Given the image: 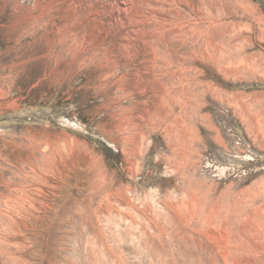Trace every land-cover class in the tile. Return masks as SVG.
<instances>
[{
	"label": "rangeland",
	"instance_id": "obj_1",
	"mask_svg": "<svg viewBox=\"0 0 264 264\" xmlns=\"http://www.w3.org/2000/svg\"><path fill=\"white\" fill-rule=\"evenodd\" d=\"M98 1L0 0V264H264V0Z\"/></svg>",
	"mask_w": 264,
	"mask_h": 264
},
{
	"label": "bare ground",
	"instance_id": "obj_2",
	"mask_svg": "<svg viewBox=\"0 0 264 264\" xmlns=\"http://www.w3.org/2000/svg\"><path fill=\"white\" fill-rule=\"evenodd\" d=\"M123 1H124V3H123L124 9L122 10V12L125 13V12L129 11L131 5L134 6V1L133 0H123ZM146 2H147V7L145 9H143V11H142V17L144 19H146L148 22H151L152 23V21H155L156 22V21L162 20L163 17L162 18L161 17H158V14H162V15L163 14H166L167 16H173V14L179 15V17H180L179 23L176 24L177 25L176 28H177V30H179L177 32H180L181 33V35H180L181 37H185L184 34L187 33L186 32V29L189 26H187V24H185L186 23V21H184L185 17H182V15L179 13V11L176 12V9H173V8H170V9L163 8L164 6L161 7V3H159L160 4V6H159L158 2H156L154 0H146ZM57 3L59 5L61 4L63 6L61 8L59 5H55L54 4L55 11L52 12L53 13V15H52V19L53 20L56 19V18H58L56 15H58L62 11V9L65 7V5H68V4L71 6V8H72L73 5L74 6L77 5L78 8H80V10L83 11V13L82 12H79V11L75 12V15L77 16L76 19H78L79 15L81 13V15H83V17H86L88 20L96 21L97 17L103 14L101 12V9L100 10L97 9V5H99V3H100L98 0H85L83 3H81L80 1H77V0H75V1L74 0H57ZM51 5H53V4H51ZM141 7H143V6H141ZM119 13H121V10L120 9L118 11V14ZM250 256H252V254Z\"/></svg>",
	"mask_w": 264,
	"mask_h": 264
}]
</instances>
